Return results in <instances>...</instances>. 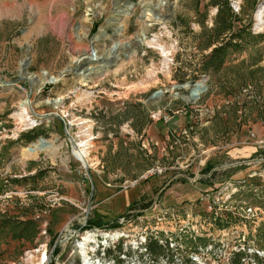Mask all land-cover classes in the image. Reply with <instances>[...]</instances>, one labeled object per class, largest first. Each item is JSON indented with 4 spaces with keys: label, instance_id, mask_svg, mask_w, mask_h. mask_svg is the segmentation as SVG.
Listing matches in <instances>:
<instances>
[{
    "label": "rangeland",
    "instance_id": "rangeland-1",
    "mask_svg": "<svg viewBox=\"0 0 264 264\" xmlns=\"http://www.w3.org/2000/svg\"><path fill=\"white\" fill-rule=\"evenodd\" d=\"M219 10L239 47L202 70ZM45 76L58 81L37 90ZM263 113L264 0H0V224L28 236L1 243L0 264L42 251L81 264L85 232L115 264L139 242L170 256L165 234L211 246L205 264H264ZM40 139L52 148L24 153ZM230 144L256 150L225 158ZM242 170L253 176L232 177ZM104 231L124 238L102 253Z\"/></svg>",
    "mask_w": 264,
    "mask_h": 264
},
{
    "label": "built area",
    "instance_id": "built-area-1",
    "mask_svg": "<svg viewBox=\"0 0 264 264\" xmlns=\"http://www.w3.org/2000/svg\"><path fill=\"white\" fill-rule=\"evenodd\" d=\"M252 137L253 135L250 134ZM241 164H244L245 166L250 165V161L241 162ZM253 174H247L246 178H251ZM194 228L196 226H193ZM187 228L186 223H181L179 225V231L183 232V229ZM67 232H69L67 230ZM89 233V232H85ZM103 233V232H102ZM105 236L103 235V238L100 239L98 248L102 253L104 250H108L110 248V243H119L120 240L124 238V233H121L118 238L111 239L110 237L106 236L109 231H104ZM90 234H95L94 232H91ZM166 237L163 238V240H159L158 242L161 244L162 247H165L167 252L169 251L170 256H165L164 250L161 246H159L163 253L158 254L161 256H152L151 254H148L147 252H140L142 249L143 244L141 242L136 243V247L133 248L134 251L137 253L138 256H133L134 260L132 259L130 264H205L206 256H210L211 253V246H196V247H189L185 244L186 238H181L180 236H171L165 234ZM83 237L79 238V241H76L75 246L78 254L80 253V244L83 243ZM94 242H90L87 244H84L85 249L87 250V258L90 261V264H115L110 259H108L107 256H94L96 249L90 248L91 245L95 244V237L93 238ZM194 241V239H192ZM79 244V245H78ZM184 256V258H183ZM213 256V255H212ZM80 260L81 255L79 254ZM121 261L127 264V259H131L130 256H125V254H121L120 256ZM185 259V261H184ZM252 263V262H251ZM83 264V262L81 263ZM129 264V262H128Z\"/></svg>",
    "mask_w": 264,
    "mask_h": 264
},
{
    "label": "trees",
    "instance_id": "trees-1",
    "mask_svg": "<svg viewBox=\"0 0 264 264\" xmlns=\"http://www.w3.org/2000/svg\"><path fill=\"white\" fill-rule=\"evenodd\" d=\"M223 10H219L218 12V16L217 18H219L221 20V27H219L218 29H215L214 33H213V39L209 40L207 42L206 47H211L215 44V47H213L206 56H204L203 58V66L201 67L202 70H207L210 68V66L212 65H216L219 64L221 62V58L222 55L224 54L225 51H227L228 48L232 47H239V45H237L235 42H233V38L232 36H228L227 39H224V35H226V33L230 30V26H229V13L226 12L225 14L222 13ZM204 67V69H203ZM215 70V69H214ZM29 137V136H27ZM31 137L27 138V141H30ZM209 167L205 166L204 168V172L208 171ZM6 223V222H5ZM2 222V224H5ZM12 223L11 226V231H12V236L14 238H23L26 239L27 236V231H26V222L22 223V222H9ZM18 226H17V224ZM30 226L33 224L32 221H28L27 222ZM89 228L91 227H98V228H102L103 225L101 224V222L98 221H89L88 223ZM23 225V226H21ZM21 226V227H20Z\"/></svg>",
    "mask_w": 264,
    "mask_h": 264
},
{
    "label": "crops",
    "instance_id": "crops-1",
    "mask_svg": "<svg viewBox=\"0 0 264 264\" xmlns=\"http://www.w3.org/2000/svg\"><path fill=\"white\" fill-rule=\"evenodd\" d=\"M264 115V113H263ZM178 118L176 117H172V122L177 121ZM171 122V124H172ZM263 124V126H261ZM173 125V124H172ZM177 125V124H176ZM253 126L256 128V136L255 139L259 140L261 143L264 142V140L261 139L262 135H264V123H256ZM184 132V131H183ZM264 144V143H263ZM231 145V144H230ZM228 148L224 150L223 155L225 158H240V157H247L250 154H252L254 152V150H256V147L252 146V145H231V146H227ZM259 149V148H257ZM244 170L235 173L234 176H232L233 178H237V177H241L243 178L244 174L245 176H247V173H243ZM239 174V175H238ZM3 213V212H2ZM6 218H9L8 216ZM11 226L12 223L6 222L5 224H0V234H3L6 236V238L4 239V241H0L1 243H4L8 246L9 250L14 247L15 245H19V244H24L26 242V239L23 238H14L12 236V231H11ZM3 256H8V255H3Z\"/></svg>",
    "mask_w": 264,
    "mask_h": 264
},
{
    "label": "bare ground",
    "instance_id": "bare-ground-1",
    "mask_svg": "<svg viewBox=\"0 0 264 264\" xmlns=\"http://www.w3.org/2000/svg\"><path fill=\"white\" fill-rule=\"evenodd\" d=\"M35 1H38V0H35ZM52 17V16H51ZM97 60H100V59H97ZM93 61L96 62V60H89L88 63H92ZM58 80L54 77H49V76H45V78H43L42 80H40L39 82H37V90L41 89L44 85L46 84H53V83H56ZM191 91H192V88H191ZM52 104L54 105H57L58 102H53ZM51 144L47 141H44L42 139L38 140L35 144H32L30 147H28L27 149L23 150L25 154L27 155H36V153L42 149H51ZM73 148V155H74V158L76 160H78L84 167H86L85 165V162H84V159L82 156V151H79L78 149ZM104 236L106 233H102ZM120 235H122L121 233H114V234H107L106 236L110 237L111 239H115V238H118ZM98 236V235H97ZM95 235L94 234H90V233H85L84 237H83V243H81L79 246H80V255L83 257V262L85 264H90V262L88 261L87 257H86V253H87V250L85 249V246L84 244H87V243H90L91 241L93 242L94 241V238ZM46 260V252L45 251H42L40 252L39 254V262L38 264H44ZM82 262V261H81Z\"/></svg>",
    "mask_w": 264,
    "mask_h": 264
},
{
    "label": "water",
    "instance_id": "water-1",
    "mask_svg": "<svg viewBox=\"0 0 264 264\" xmlns=\"http://www.w3.org/2000/svg\"><path fill=\"white\" fill-rule=\"evenodd\" d=\"M204 90H205V86L202 84V82L195 83L192 86V91H189V99L191 101L195 100L198 97L199 93L203 92ZM159 94L160 92H157L156 94L153 95V97Z\"/></svg>",
    "mask_w": 264,
    "mask_h": 264
}]
</instances>
